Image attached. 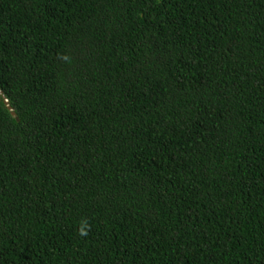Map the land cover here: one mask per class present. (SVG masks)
Returning <instances> with one entry per match:
<instances>
[{"label": "trees", "instance_id": "16d2710c", "mask_svg": "<svg viewBox=\"0 0 264 264\" xmlns=\"http://www.w3.org/2000/svg\"><path fill=\"white\" fill-rule=\"evenodd\" d=\"M0 92V264H264V0H0Z\"/></svg>", "mask_w": 264, "mask_h": 264}, {"label": "clouds", "instance_id": "9594fccd", "mask_svg": "<svg viewBox=\"0 0 264 264\" xmlns=\"http://www.w3.org/2000/svg\"><path fill=\"white\" fill-rule=\"evenodd\" d=\"M89 231H90V226H89L88 230H85V228L81 227L79 230V235L82 237H86L88 235Z\"/></svg>", "mask_w": 264, "mask_h": 264}, {"label": "water", "instance_id": "95a60500", "mask_svg": "<svg viewBox=\"0 0 264 264\" xmlns=\"http://www.w3.org/2000/svg\"><path fill=\"white\" fill-rule=\"evenodd\" d=\"M0 93H1V92H0ZM12 114H13V115H15V113H14V112H12Z\"/></svg>", "mask_w": 264, "mask_h": 264}]
</instances>
